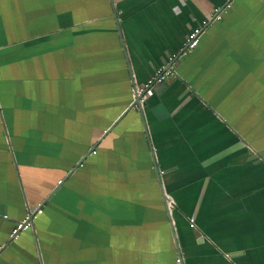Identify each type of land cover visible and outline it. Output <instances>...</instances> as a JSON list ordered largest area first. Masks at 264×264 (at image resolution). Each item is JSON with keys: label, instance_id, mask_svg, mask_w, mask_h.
Returning a JSON list of instances; mask_svg holds the SVG:
<instances>
[{"label": "crops", "instance_id": "0c3cea01", "mask_svg": "<svg viewBox=\"0 0 264 264\" xmlns=\"http://www.w3.org/2000/svg\"><path fill=\"white\" fill-rule=\"evenodd\" d=\"M225 1L0 0V264H264V0Z\"/></svg>", "mask_w": 264, "mask_h": 264}, {"label": "built area", "instance_id": "2783aa9c", "mask_svg": "<svg viewBox=\"0 0 264 264\" xmlns=\"http://www.w3.org/2000/svg\"><path fill=\"white\" fill-rule=\"evenodd\" d=\"M230 6H231V0H226L221 7L214 8L212 13L208 17V19L214 20V19L221 18V11L223 9L229 8ZM201 31H202L201 26H196V27L188 30L186 37H185V41L183 43V46L180 49V51L178 52V54L177 55L173 54V55L168 56V62H170V65L159 67L150 78H148L144 82H142L140 84H136L134 86L133 96H134V99L136 96L138 97V103L137 104L139 106H143L146 103L147 99L150 97V95H152L153 87L156 83L162 82L169 75H174V70L171 66V62L177 57H185L192 49L197 47V45L199 43ZM169 201H168V206L171 205ZM41 207H42L41 204H38L32 213L28 212L23 220L17 222L10 232V237L11 238L17 237L19 232L22 229H25V228L31 226L32 220H28V219L30 218L31 215L33 217H35V215L37 213H41L42 212ZM33 217H32V219H33ZM189 222H190V226L193 227L195 225L192 218L189 219ZM178 261L180 262L179 259H178Z\"/></svg>", "mask_w": 264, "mask_h": 264}, {"label": "water", "instance_id": "95a60500", "mask_svg": "<svg viewBox=\"0 0 264 264\" xmlns=\"http://www.w3.org/2000/svg\"><path fill=\"white\" fill-rule=\"evenodd\" d=\"M138 97L136 96L135 97V99L131 102V104L129 105V107L127 108V110L121 115V117L120 118H122V116L128 111V110H130V109H135L136 111H139V113L140 114H142V107L141 106H139L138 104ZM142 116H143V114H142ZM119 118V119H120ZM107 131V130H106ZM81 163V161L78 163V165ZM61 182V181H60ZM58 189V187H56V188H54V190L51 192V194L49 195V197L52 195V194H54V192L56 191ZM162 192H163V199L165 200V203L167 202V196H166V194H165V192L162 190ZM167 208V207H166ZM167 210H169V208H167ZM168 213H170L169 211H168ZM32 215L30 216V218L28 219V220H32ZM174 241H175V244H177V240H176V238H174ZM7 244H8V242H7ZM7 244H4L3 246H5V245H7ZM179 260H180V264H182V260H181V257H179Z\"/></svg>", "mask_w": 264, "mask_h": 264}]
</instances>
